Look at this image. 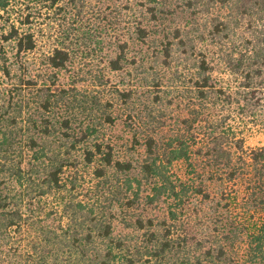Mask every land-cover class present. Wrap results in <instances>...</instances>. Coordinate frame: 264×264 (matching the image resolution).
Here are the masks:
<instances>
[{"label":"rangeland","instance_id":"obj_1","mask_svg":"<svg viewBox=\"0 0 264 264\" xmlns=\"http://www.w3.org/2000/svg\"><path fill=\"white\" fill-rule=\"evenodd\" d=\"M187 1L7 0L6 7H0V54L12 68L11 79L0 75V104L7 101L10 89L27 81L34 86L24 91L25 98L38 96L30 100L37 126L27 121L28 116L18 119L14 153L10 161L3 160L20 167L23 177L0 175L9 190L5 195L14 198L9 210L22 216L17 218L19 225L9 228L0 222L2 263L87 264L93 259L100 264L114 248L110 264H129L128 258L134 264H215L220 246L226 249V263L245 262L251 242L246 229L261 223L264 212L249 205L240 182L211 179L215 168L205 153L215 141L225 146L230 134L243 139L245 149L264 146L259 121L264 119V85L252 87L254 97L249 93L245 100L249 89L243 87L244 77L233 74L227 64L232 50L220 51L208 31L204 39L192 32L183 45L193 21L201 22ZM152 5L158 9L155 17L148 10ZM214 13L225 19L228 11L214 8ZM177 28L183 38H176ZM247 28L243 23L235 29V62L242 54L246 60L254 56V48L243 45L242 38H253ZM13 29L32 34L35 49L19 54L15 41L5 40ZM139 29L146 30L144 41L138 39ZM57 51L68 56L64 67L51 65ZM201 54L213 68V86L224 95L200 99L196 80ZM45 96H51L52 107L42 115L37 101ZM44 118L53 124L50 136H45ZM30 137L39 148L29 146ZM148 137L156 140L157 163L177 195L166 191L156 196L153 188L163 181L142 175ZM178 139L188 146L190 161L167 165L169 143ZM97 144L104 150L110 146L115 160L131 162L134 169L129 174L108 169L106 177L98 178L100 163L89 165L84 157V151H95ZM55 151L67 164L62 181L67 189L50 192L46 180ZM130 200L135 203L127 207ZM67 205L74 211L66 213ZM90 218L111 224L115 244L92 230L95 238L87 245ZM237 229L242 231L238 237ZM170 231L173 247L163 251ZM74 236L81 247L73 245ZM120 240L122 250L116 248Z\"/></svg>","mask_w":264,"mask_h":264},{"label":"trees","instance_id":"obj_2","mask_svg":"<svg viewBox=\"0 0 264 264\" xmlns=\"http://www.w3.org/2000/svg\"><path fill=\"white\" fill-rule=\"evenodd\" d=\"M53 1L56 3L60 0ZM157 1L158 0H149L150 3H156ZM187 3L189 4V7L195 9V15L198 16L201 22H198L197 20L193 21L191 24L192 28L185 32L187 33L185 35V37H187L185 38L187 41L182 37L184 32L180 28H177L175 31L176 38H183L181 41L183 45H186L188 44L189 35L192 34V32H195L194 34L197 35V37H200V39H204V30L208 31L209 36L214 41L215 45L218 46L220 51H225L226 48L232 50L231 53H227V64L233 74L239 75L241 73L243 75V87L245 89H249L244 95L245 100H248L247 96H249V93H251L254 97V91H252L251 88L255 85H264V0H188ZM6 5L7 0H0L1 8H5ZM214 8L227 10L228 13L226 14V18L222 19L220 16L216 15L214 13ZM148 10L152 17H155L158 12L155 5H152ZM202 20L204 22H202ZM243 23H245V25L247 24L248 28L252 30L251 33L253 35V38L250 39L242 38L243 45L246 48H254V58L251 56L246 60L245 55L242 54V58L236 60L235 62L232 57L237 51L239 41L234 38V33L235 29H238ZM137 33L140 41H144L146 39V30L139 29L137 30ZM226 39H229V42L227 41L225 43ZM5 40L15 41L19 54L33 51L36 47L32 34L28 33L21 35L15 29H13V32L9 36L5 37ZM168 46H170V44H168ZM201 55L202 59L199 60V75L196 80V87L198 89L200 99H207L209 95H213V93H217V95H219L218 97L221 96L220 94L224 95L222 89L216 90L215 86H213L211 77L213 68L206 61L205 55ZM67 61V54L62 51H57L54 57L51 58V65L54 68H61L65 66ZM115 64L117 65L116 62ZM11 74L12 68L8 64V58L4 53H2L0 54V75L4 78L11 79ZM32 86H34V83L30 81H27L24 84L21 83L20 86L15 85V87L10 89L8 92L7 101L4 100L3 104H0V133L2 134L0 140V175L15 176L18 180L23 177L20 167L16 168V166L12 163L9 165L5 164L3 163V160L5 162L10 161V155L11 153H14V146L17 143L15 136L17 135V127L19 124L18 119L28 116L27 121L29 123L32 122L34 127L37 126L34 114L30 111V100L34 102L35 100H38V96L32 93L31 98H25L26 96L24 95V91L26 89H30ZM51 99V96H45L39 102L37 101L42 115L50 112V108L52 107ZM5 103L7 106L4 105ZM195 115L196 118L200 116L198 111L195 112ZM109 121L111 122L112 119L109 118ZM259 121L264 129V119ZM44 123L45 136H50L51 132L49 130V125L53 124H51V121L47 118H44ZM64 124L68 125V120L65 121ZM66 138L69 137L66 136ZM29 139V146L31 148H39V143L35 138L30 137ZM225 143L226 144L224 146L223 143L215 141L213 145L214 147L211 148L209 146L205 153L208 158L209 165L215 168V172L210 173L212 177L211 179H216L217 176V178L223 183H233L235 185V183L240 182L243 187L244 198H246L245 200L249 202V205L252 208L264 212V146L245 149L244 140L237 139L235 134L226 136ZM41 147L43 151L46 150L45 146ZM169 147V157L166 156L167 165L172 164L177 160H185L187 162L190 161L189 148L182 139L171 140ZM146 148L148 156L142 166V175L146 177L147 180H157L160 178L159 180H162L164 183V185L159 187L154 186V194L159 196L163 192L166 193V191H170L171 194L177 195L175 190L176 186L169 179V177L164 175V172L162 171L163 168L160 166L161 164L157 163L160 155L159 153L157 154V142L153 137H148L146 140ZM60 154L61 152L55 151V153H53L54 158L50 159L52 160L51 169L47 175L48 179L46 180V183L49 184L48 188L50 189V192L53 190L58 191L59 189H67V185L62 182L66 173L65 169L67 168V164L64 160H62ZM84 157L86 163L89 165L96 162L100 163L101 166L95 170V175L98 178L106 177L108 169H115L116 173L124 174H129L134 169L131 162H121L115 160L113 149L110 146H108V150H104L101 144H97L95 151L92 149H86L84 151ZM5 184L4 180L0 179V209L2 210L0 214V222L4 225V227L9 228L14 225H19V220H17V218L19 217L21 219L22 216H19L16 212L14 213L9 210V208L12 207L10 204H12L14 198L10 199L9 196L5 195L8 190V187L5 186ZM129 185V188H131L130 180ZM73 186H75L74 183ZM45 191L46 190L44 189L42 193ZM198 191L199 194L203 192V190ZM149 199L153 201L152 197ZM134 203V201L131 202L130 200L127 207L134 205ZM78 205L79 204H77V207ZM72 209H74V206L67 205L65 212L70 213V211H74ZM87 216L89 218L91 217V214H88ZM171 218L175 220L177 219V216L171 212ZM88 221L91 224L88 226L91 231L87 233V236L84 238L88 246L92 245L93 239L95 238L92 234V230L99 233L103 239H109L111 244H115L111 224L103 223L97 218H90ZM138 222L140 224V228L143 229L144 225L142 221L139 220ZM149 223L152 226L154 225L151 220ZM251 228L248 226L246 229L248 230V237L251 242L248 244V250L244 253L243 257L245 262L243 264H264V220H262L261 223L256 224L252 229ZM169 233H171V231L168 232V235L165 237L166 242L163 247V251L169 250L170 247H173V240L171 238L172 235ZM234 233L236 237L242 235V231L240 232L239 229H237ZM3 237L4 231L0 229V241H2ZM151 237L153 239V237L156 236L152 233ZM72 240L74 242V246L81 247V245L77 246V243L80 242L79 238L74 236ZM123 245V241L120 240L117 242L116 248H118V250H122ZM114 250V248L108 249L105 253L107 261L103 260V263L100 264H110V262L114 261L113 258L116 251ZM79 254H81V257H85L83 250H80ZM208 254L213 256V254L211 255V252ZM226 256V249L223 246H220L216 252V260L214 263L235 264V262L226 263L227 260L224 258ZM81 257L79 261L83 260ZM1 258L2 252H0V259ZM128 259L129 260L127 261L129 264L135 263L133 258ZM86 261L87 264H96L93 259ZM0 264L4 263L0 261Z\"/></svg>","mask_w":264,"mask_h":264}]
</instances>
